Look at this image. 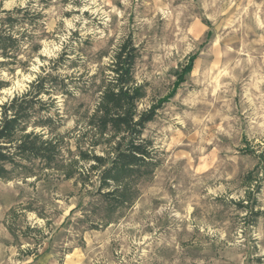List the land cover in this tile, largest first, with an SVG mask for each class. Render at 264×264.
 <instances>
[{
	"label": "clouds",
	"instance_id": "9594fccd",
	"mask_svg": "<svg viewBox=\"0 0 264 264\" xmlns=\"http://www.w3.org/2000/svg\"><path fill=\"white\" fill-rule=\"evenodd\" d=\"M0 264H264V0H0Z\"/></svg>",
	"mask_w": 264,
	"mask_h": 264
}]
</instances>
